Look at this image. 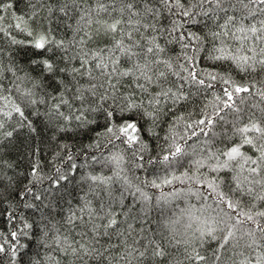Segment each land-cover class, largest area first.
Here are the masks:
<instances>
[{
    "label": "snow or ice",
    "instance_id": "6c2138e0",
    "mask_svg": "<svg viewBox=\"0 0 264 264\" xmlns=\"http://www.w3.org/2000/svg\"><path fill=\"white\" fill-rule=\"evenodd\" d=\"M0 264H264V0H0Z\"/></svg>",
    "mask_w": 264,
    "mask_h": 264
},
{
    "label": "trees",
    "instance_id": "16d2710c",
    "mask_svg": "<svg viewBox=\"0 0 264 264\" xmlns=\"http://www.w3.org/2000/svg\"><path fill=\"white\" fill-rule=\"evenodd\" d=\"M37 143H39V137L37 138Z\"/></svg>",
    "mask_w": 264,
    "mask_h": 264
}]
</instances>
